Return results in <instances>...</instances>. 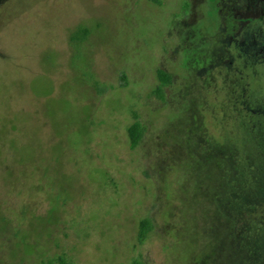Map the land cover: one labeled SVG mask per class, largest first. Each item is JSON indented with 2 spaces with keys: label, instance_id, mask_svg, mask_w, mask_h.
Segmentation results:
<instances>
[{
  "label": "rangeland",
  "instance_id": "1",
  "mask_svg": "<svg viewBox=\"0 0 264 264\" xmlns=\"http://www.w3.org/2000/svg\"><path fill=\"white\" fill-rule=\"evenodd\" d=\"M59 257L264 264V0H0V264Z\"/></svg>",
  "mask_w": 264,
  "mask_h": 264
},
{
  "label": "trees",
  "instance_id": "2",
  "mask_svg": "<svg viewBox=\"0 0 264 264\" xmlns=\"http://www.w3.org/2000/svg\"><path fill=\"white\" fill-rule=\"evenodd\" d=\"M90 35V30L85 27H78L74 32H72L70 36V41L73 42L74 44H79L84 42L88 36ZM158 80H159V85L155 89V94H162V91L165 87L170 85V77L165 74L164 72L160 71L158 73ZM96 90L99 94H102L103 90L100 88L98 83H95ZM127 137H128V142L130 148H135L142 137V127L141 124L139 123L138 119L136 118V115H134L132 123L127 127ZM151 223L148 219L141 220L139 223V230L137 234V242L139 245L143 244L146 239L149 236V233L151 232ZM58 261L65 263L64 259L62 257L58 258ZM131 264H141L140 261L138 260H133Z\"/></svg>",
  "mask_w": 264,
  "mask_h": 264
}]
</instances>
